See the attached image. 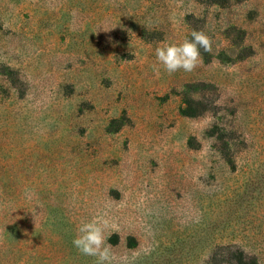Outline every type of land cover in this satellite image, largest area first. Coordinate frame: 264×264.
Wrapping results in <instances>:
<instances>
[{"label": "rangeland", "instance_id": "obj_1", "mask_svg": "<svg viewBox=\"0 0 264 264\" xmlns=\"http://www.w3.org/2000/svg\"><path fill=\"white\" fill-rule=\"evenodd\" d=\"M94 219L110 264H264V0H0V264H97Z\"/></svg>", "mask_w": 264, "mask_h": 264}, {"label": "clouds", "instance_id": "obj_2", "mask_svg": "<svg viewBox=\"0 0 264 264\" xmlns=\"http://www.w3.org/2000/svg\"><path fill=\"white\" fill-rule=\"evenodd\" d=\"M108 30V29H104ZM191 40H185L180 44H169L158 47L155 51L156 59L168 73L183 70L194 71L202 63L201 49L210 53L212 39L202 31H193ZM106 220H92L81 223L77 228V234L72 243L83 255L94 256L97 264H110L109 249L105 246L104 226Z\"/></svg>", "mask_w": 264, "mask_h": 264}, {"label": "trees", "instance_id": "obj_3", "mask_svg": "<svg viewBox=\"0 0 264 264\" xmlns=\"http://www.w3.org/2000/svg\"><path fill=\"white\" fill-rule=\"evenodd\" d=\"M236 259H237V264H257L254 258L246 256L242 251L236 257Z\"/></svg>", "mask_w": 264, "mask_h": 264}]
</instances>
